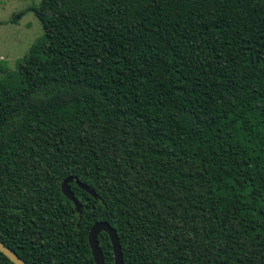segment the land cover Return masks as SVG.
I'll return each mask as SVG.
<instances>
[{
	"label": "trees",
	"instance_id": "obj_1",
	"mask_svg": "<svg viewBox=\"0 0 264 264\" xmlns=\"http://www.w3.org/2000/svg\"><path fill=\"white\" fill-rule=\"evenodd\" d=\"M32 10L43 36L0 79V240L26 264H96L107 222L124 264H264V0ZM72 176L98 196L70 184L81 214Z\"/></svg>",
	"mask_w": 264,
	"mask_h": 264
},
{
	"label": "rangeland",
	"instance_id": "obj_2",
	"mask_svg": "<svg viewBox=\"0 0 264 264\" xmlns=\"http://www.w3.org/2000/svg\"><path fill=\"white\" fill-rule=\"evenodd\" d=\"M40 3L41 0H0V79L15 74L31 46L43 36L41 22L32 10ZM23 11L25 15L17 21Z\"/></svg>",
	"mask_w": 264,
	"mask_h": 264
},
{
	"label": "water",
	"instance_id": "obj_3",
	"mask_svg": "<svg viewBox=\"0 0 264 264\" xmlns=\"http://www.w3.org/2000/svg\"><path fill=\"white\" fill-rule=\"evenodd\" d=\"M75 182L79 188L88 192L93 198H98L96 192L92 190L89 186L82 183L77 177H69L62 184L63 194L75 204L76 211L81 214L82 205L76 199L74 192L71 190L70 184ZM102 232H106L112 243L113 252L115 256V264H124L122 247L120 245V240L117 235V232L114 228L110 226L107 222H98L96 223L89 234V244L92 250V255L96 264H106L103 252L100 248L99 235ZM0 251L4 253L11 261L15 264H26L13 250H11L7 245H5L0 240Z\"/></svg>",
	"mask_w": 264,
	"mask_h": 264
}]
</instances>
